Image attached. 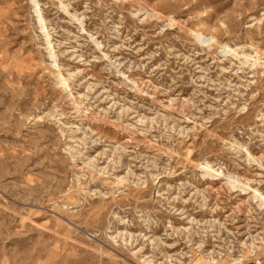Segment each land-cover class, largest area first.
Returning <instances> with one entry per match:
<instances>
[{
    "label": "rangeland",
    "instance_id": "obj_1",
    "mask_svg": "<svg viewBox=\"0 0 264 264\" xmlns=\"http://www.w3.org/2000/svg\"><path fill=\"white\" fill-rule=\"evenodd\" d=\"M260 200L264 0H0V264H264Z\"/></svg>",
    "mask_w": 264,
    "mask_h": 264
},
{
    "label": "bare ground",
    "instance_id": "obj_2",
    "mask_svg": "<svg viewBox=\"0 0 264 264\" xmlns=\"http://www.w3.org/2000/svg\"><path fill=\"white\" fill-rule=\"evenodd\" d=\"M40 12V11H39ZM42 19V18H41ZM42 23V22H41ZM41 25V24H40ZM51 57H53V55H50ZM61 83L63 84V85H65L64 83H65V80H61ZM260 203L262 204V205H264V200H260Z\"/></svg>",
    "mask_w": 264,
    "mask_h": 264
}]
</instances>
